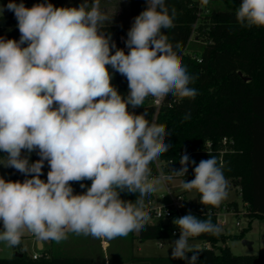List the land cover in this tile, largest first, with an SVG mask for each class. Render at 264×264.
Wrapping results in <instances>:
<instances>
[{"label": "clouds", "instance_id": "clouds-1", "mask_svg": "<svg viewBox=\"0 0 264 264\" xmlns=\"http://www.w3.org/2000/svg\"><path fill=\"white\" fill-rule=\"evenodd\" d=\"M146 3L127 33V53L112 52L111 35L101 31L109 18L99 0H83L79 7L7 4L20 39L0 38V153L6 154L0 164L26 179L0 177V242L6 247L20 246L26 233L38 245L59 244L69 233L112 240L142 230L150 219L145 197L161 182L152 177L150 164L168 151L167 132L155 118L136 115L128 106H143L148 97L160 104L169 95L181 103L198 93L189 86L195 77L161 31L174 26L175 9L170 13L165 0ZM235 18L241 27H264V0H242ZM107 66L127 79L126 97L112 85ZM188 119L185 113L182 122ZM22 150H38L40 159L30 163ZM206 150L210 158L180 187L197 191L204 206L218 207L228 197V181L223 161ZM45 161L46 181L40 178ZM189 162L183 155L181 168L164 179L185 177ZM84 180L90 187L74 194L70 182ZM124 191L139 195L124 201ZM173 223L180 236L168 244L171 257L188 264H197L198 256L189 259L187 253L200 251L189 241L221 230L211 216L200 219L190 212Z\"/></svg>", "mask_w": 264, "mask_h": 264}, {"label": "trees", "instance_id": "trees-1", "mask_svg": "<svg viewBox=\"0 0 264 264\" xmlns=\"http://www.w3.org/2000/svg\"><path fill=\"white\" fill-rule=\"evenodd\" d=\"M21 0H14L19 4ZM53 4L54 0H42ZM231 0H218L202 5L200 0H165L169 12L174 8L176 15L174 26L161 31L167 36L181 56L183 65L190 76L195 77L189 85L197 90L194 99H185L177 103L171 95L160 106L148 97L143 106L128 110L136 115L146 113L150 121L166 127L168 151L159 157L162 170L169 175L181 168L179 163L183 155L189 156L187 182L194 179V167L201 160L209 159L207 143H211V154L224 163V176L235 186L240 187V196L247 209L248 227L238 233L227 234L220 230L216 234H202L195 237L210 243V247L198 248V253H187L190 259L198 256L197 264H264V253L234 254L228 246H219L227 239L242 240L250 230L252 220L264 221V27H241L235 18L238 3ZM10 2V0H8ZM221 2V5L216 3ZM147 7L146 0H130L131 20L128 24H105V35H111V43L116 48L129 51L126 47L127 33L134 18ZM18 22L12 11L0 15V38L19 41ZM195 28L196 36L190 45L191 34ZM198 43V44H197ZM180 47L177 49L176 45ZM27 46L22 45V47ZM112 73V85L123 96L128 94V81L120 73L107 66ZM185 113L190 119L183 121ZM22 156L33 163L40 159L38 150ZM6 154L0 153V157ZM191 161H195L192 164ZM152 177L159 175L157 162L150 164ZM50 170L48 162L42 168V180H47ZM10 181L23 182L26 177L12 167H8ZM30 178V177H28ZM81 183L85 185L81 188ZM74 194H82L90 187L91 181L70 182ZM139 194L127 191L120 193V199L134 202ZM154 199V194L145 197V201ZM197 192L193 199L194 208L216 210L218 207L204 206ZM228 206L239 209L236 201L226 202ZM197 218L207 219L212 214H196ZM173 221L147 222L138 231L141 240L157 239L166 241L176 239L173 234ZM177 240V239H176ZM164 243V242H163ZM11 257H0V264H93L89 256L55 255L42 250L38 258L26 252H18ZM133 264H188L187 260L173 259L170 256L137 257Z\"/></svg>", "mask_w": 264, "mask_h": 264}, {"label": "rangeland", "instance_id": "rangeland-1", "mask_svg": "<svg viewBox=\"0 0 264 264\" xmlns=\"http://www.w3.org/2000/svg\"><path fill=\"white\" fill-rule=\"evenodd\" d=\"M72 0H56L53 5L55 7H64L66 3ZM237 0H231L230 3H238ZM8 0H0V8H3L2 14L8 13L7 4ZM221 5V2L216 3ZM0 14V15H2ZM124 23V22H123ZM196 36L195 28L191 34L190 45L194 44L193 39ZM198 44V43H197ZM159 163L161 161L157 159ZM0 177L9 181L8 167L0 164ZM153 178L159 179L161 182L158 185L157 192L154 193L155 201L159 204H166L170 201L169 191L174 194L183 193L188 198L194 199L197 191L191 192L181 189L180 184L182 177H173L171 181H164L161 175ZM186 181V180H185ZM187 182V181H186ZM236 201L240 209H244V203L240 196V187L235 186L228 181V197L222 201V203ZM235 218L233 215H229V223L227 229L220 227L221 231L230 234L238 233L240 227L235 225ZM153 223L156 220H152ZM242 228L248 227V217L242 215L240 217ZM264 221L260 219H253L250 230L246 233L245 238L254 242V247L249 249L242 243V240L227 239L225 242H220L219 246H228L231 251L236 254H250V253H264ZM3 225L0 221V230ZM138 231L129 233L124 237H117L112 240L94 238L92 236L76 235L69 233L68 238L59 244L55 242H45V250L55 255L64 256H89L93 260V264H105L106 262L111 264H133L132 260L137 257H153V256H170L171 248H168V244H172L176 239H168L166 241L157 239L141 240L137 237ZM161 242H164L162 245ZM190 244L196 248H201L207 245L205 240L198 238H192ZM107 243V245H105ZM17 252H26L28 255L33 256L35 252H42L39 249V245L35 243L34 238L26 233L23 237L22 244L15 248H8L3 242H0V257H11Z\"/></svg>", "mask_w": 264, "mask_h": 264}, {"label": "built area", "instance_id": "built-area-1", "mask_svg": "<svg viewBox=\"0 0 264 264\" xmlns=\"http://www.w3.org/2000/svg\"><path fill=\"white\" fill-rule=\"evenodd\" d=\"M201 1V0H200ZM218 0H208V2H213ZM242 1V0H239ZM23 3L25 7L31 8L35 4H41L43 3L42 0H21L19 3ZM202 4V3H201ZM154 103L157 106H160V104H157L155 101ZM211 147V143H207V148ZM157 166L159 168V175H161L162 179L164 181H168L167 179H164V177L167 176V174L162 170L161 163L156 160ZM170 195V201L166 204H159L154 199H148L145 201V210L148 212L150 219L148 222L153 223L152 220L158 221H174V219L182 217L189 212L193 215L196 214H212L216 217V224L219 225V227H224L227 229V225L229 223V215H233L235 218V225L240 227V231L244 228L241 226L240 217L242 215H246L247 209H235L234 207L228 206L226 203L222 204L220 207H218L216 210L213 209H207L205 210L203 207L194 208L193 206V199L188 198L183 193L174 194V192L169 191ZM239 231V232H240ZM173 234L176 237V239H179L180 232L177 227L174 228ZM207 242V241H206ZM161 245L163 242L160 243ZM204 247H210V243L207 242V245ZM33 258H38L39 254H34L32 256Z\"/></svg>", "mask_w": 264, "mask_h": 264}, {"label": "crops", "instance_id": "crops-1", "mask_svg": "<svg viewBox=\"0 0 264 264\" xmlns=\"http://www.w3.org/2000/svg\"><path fill=\"white\" fill-rule=\"evenodd\" d=\"M55 1L56 0H54V2ZM82 2L83 0H72L66 3L64 7H79ZM91 2L92 0H88L89 4ZM99 4H100V10L109 18V20L105 24L130 23L131 20L130 0H99ZM105 245H107V243H105ZM253 247H254V242H253ZM39 249L42 250L45 249V243L39 244ZM34 254L40 255L41 252L40 253L35 252ZM105 264H111V263L106 262Z\"/></svg>", "mask_w": 264, "mask_h": 264}, {"label": "water", "instance_id": "water-1", "mask_svg": "<svg viewBox=\"0 0 264 264\" xmlns=\"http://www.w3.org/2000/svg\"><path fill=\"white\" fill-rule=\"evenodd\" d=\"M242 243L247 246L249 249H252L253 248V242L247 238H243L242 239ZM16 254H19V255H22V253H16Z\"/></svg>", "mask_w": 264, "mask_h": 264}]
</instances>
